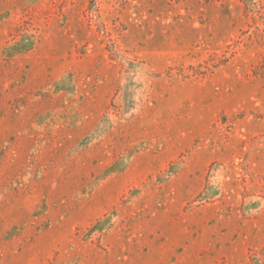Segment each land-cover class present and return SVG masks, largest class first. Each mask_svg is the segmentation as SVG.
<instances>
[{
  "label": "rangeland",
  "instance_id": "1",
  "mask_svg": "<svg viewBox=\"0 0 264 264\" xmlns=\"http://www.w3.org/2000/svg\"><path fill=\"white\" fill-rule=\"evenodd\" d=\"M0 264H264V0H0Z\"/></svg>",
  "mask_w": 264,
  "mask_h": 264
}]
</instances>
